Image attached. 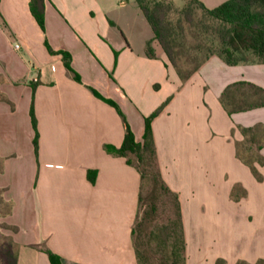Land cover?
<instances>
[{
    "label": "crops",
    "instance_id": "crops-1",
    "mask_svg": "<svg viewBox=\"0 0 264 264\" xmlns=\"http://www.w3.org/2000/svg\"><path fill=\"white\" fill-rule=\"evenodd\" d=\"M30 3L0 0V190L17 264H51L47 251L62 264H138L141 174L134 155L106 147H122L126 123L142 144L145 118L167 101L151 129L185 264L264 261V106L228 113L221 102L235 84L252 102L264 62L213 55L183 82L135 0H46L44 30Z\"/></svg>",
    "mask_w": 264,
    "mask_h": 264
},
{
    "label": "trees",
    "instance_id": "trees-1",
    "mask_svg": "<svg viewBox=\"0 0 264 264\" xmlns=\"http://www.w3.org/2000/svg\"><path fill=\"white\" fill-rule=\"evenodd\" d=\"M45 2L46 0H31L30 9L38 25L45 29ZM140 10L150 24L154 38L167 55L170 63L176 69L179 77L186 82L190 77L213 55H218L227 64L234 65L240 62L242 53L253 52L264 62V0H229L214 9H208L199 0H190L182 9H176L168 0H135ZM194 7L200 9L204 15L211 17L215 22L214 28L209 32L206 24L201 20L196 24V31L192 37L196 44L192 45L187 42L185 36V23L189 27L194 24ZM177 16L175 19L174 17ZM206 33V34H204ZM207 35L202 37V35ZM146 54L150 58L155 57V53L150 43L147 44ZM67 68L71 71L69 63L66 62ZM246 84H235L228 88L222 96L221 102L228 113L236 111H245L254 107L264 106V90L252 87L250 94L253 97L252 102H245L238 98L240 88ZM236 89V90H235ZM1 98V97H0ZM110 104L117 105L111 101ZM156 109L149 117L145 118V131L143 143L135 142L134 134L129 125L126 123V133L123 145L120 149L107 146L106 150L111 154L129 157L134 155L140 164L144 165L142 170L139 165L135 164L129 158L128 162L135 165L141 174L142 185L149 175L154 183L153 192H160L165 196H173L175 206V219L168 224L158 228L162 237L155 236L157 241V251L169 249L170 259L168 264H185V242L183 238L182 221L180 217L179 203L177 195L174 194L165 185L160 175L159 167L156 160V148L152 135L151 122L158 116L166 104ZM34 130L36 131L34 145L38 147V133L36 127V118L34 112H31ZM245 135H251L253 129H242ZM260 160H263L260 157ZM261 180V177L258 176ZM1 191V190H0ZM8 203V202H7ZM142 186L139 198V213L142 208ZM10 213L11 205L8 203ZM156 211L155 204L149 205V210L143 214L147 217L149 212L152 214ZM137 217V220H138ZM137 220L133 229V241L136 248L138 264H148L145 252L142 250L144 244H139L136 237ZM156 231H152L155 233ZM158 233V232H156ZM157 235V234H156ZM51 264H62L61 258L50 251H47ZM169 258V257H168ZM0 260L3 264H17L16 246L12 243H3L0 246ZM167 264V263H164ZM238 264H246L239 262ZM258 264H264V261Z\"/></svg>",
    "mask_w": 264,
    "mask_h": 264
},
{
    "label": "rangeland",
    "instance_id": "rangeland-1",
    "mask_svg": "<svg viewBox=\"0 0 264 264\" xmlns=\"http://www.w3.org/2000/svg\"><path fill=\"white\" fill-rule=\"evenodd\" d=\"M171 2L174 8L182 9L187 4H190V0H168ZM175 19L177 16L174 17ZM203 21L206 24L208 29L207 35L211 34L212 28H214L216 22L209 16L204 15L203 12L194 7V24L189 27L188 23H185V36L187 37V42L192 45L196 44V40L192 37V33L196 31V24L199 21ZM206 34V33H204ZM202 35V37H206L207 35ZM246 144L242 146L245 147ZM255 149L254 147L249 152L252 159H255ZM135 164L139 165L142 170L148 169L144 168V165L140 164L138 159L134 157L132 159ZM1 165V163H0ZM154 183L149 175L146 174V178L143 181L142 185V208L140 211V215L137 220L136 226V237L137 242L139 244H144L142 250L145 252V257H147L148 264H164L170 263L172 260L170 259L169 249H165L164 251H157V241L154 240L155 236L162 237V234H159L158 228L168 224L170 221L174 220L175 215V206L173 196H165L160 192H153ZM155 204L156 211L152 214L149 212L147 217L143 214V212L147 209L149 210V205ZM9 212V206L7 201H5L3 197L2 191H0V246L3 243H12V234L14 233V228L8 224L6 218L7 213ZM152 231H156L158 233H152ZM157 234V235H156ZM169 257V258H168ZM0 264H3L0 260Z\"/></svg>",
    "mask_w": 264,
    "mask_h": 264
},
{
    "label": "built area",
    "instance_id": "built-area-1",
    "mask_svg": "<svg viewBox=\"0 0 264 264\" xmlns=\"http://www.w3.org/2000/svg\"><path fill=\"white\" fill-rule=\"evenodd\" d=\"M13 47H14L15 50H18V51L21 49V46L18 43H14Z\"/></svg>",
    "mask_w": 264,
    "mask_h": 264
}]
</instances>
